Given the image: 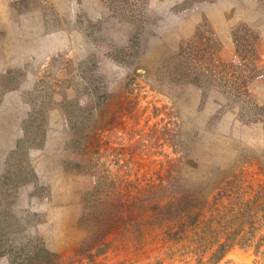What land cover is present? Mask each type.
Wrapping results in <instances>:
<instances>
[{"label":"rangeland","instance_id":"1","mask_svg":"<svg viewBox=\"0 0 264 264\" xmlns=\"http://www.w3.org/2000/svg\"><path fill=\"white\" fill-rule=\"evenodd\" d=\"M252 1L0 0L17 23L13 42L25 14L29 43L56 34L81 45L31 78L13 70L7 80L27 91L18 110L0 111L10 146L0 175L19 141L33 172L10 199L20 222L14 246L39 238L59 256L54 264H198L234 235L217 264H264V113L244 124L240 115L253 110L223 107L228 84L209 77L202 100L203 90L172 73L179 47L205 39L206 59L231 61L240 24L259 35L264 70V0L237 10ZM191 64L208 74V62ZM249 90L264 108V73Z\"/></svg>","mask_w":264,"mask_h":264},{"label":"trees","instance_id":"2","mask_svg":"<svg viewBox=\"0 0 264 264\" xmlns=\"http://www.w3.org/2000/svg\"><path fill=\"white\" fill-rule=\"evenodd\" d=\"M232 38L234 57L231 61L224 62L218 56L206 59V55L210 53L212 46L205 39L201 45L189 44L185 48L179 47V53L172 58L173 60L176 59L175 61L177 62L172 73L175 74L178 81H183L184 84H192L203 90L202 100H205L208 92L211 91L210 88L204 89L211 82L209 77L217 79L219 85L221 82L224 85L228 84L231 87L230 90L222 92L226 100L223 107L235 108L237 105H248L250 107L248 109L253 110V116L247 118L246 113L239 114V120L244 124L258 123L259 118H257V115L259 113L263 114L264 108L255 103L249 87L253 80L262 77L264 73V70L258 68L256 64L259 59L257 46L260 38L254 29L246 24H240L237 28H233ZM197 59L199 62H208L206 68L201 67L207 70L208 74L206 76L208 77L202 72L194 71L195 69L191 63H196ZM205 90H207L206 93ZM243 117H246V119ZM20 146L21 142L19 141L17 150L9 155L5 162L7 167L3 174L0 175V205H3V209L0 210V260L2 257H6L10 264H54L59 259V256L49 252L39 238L32 237L24 244H15V246L13 243L17 240L16 234L18 233L20 222L13 213L14 211H11V207L14 205L10 199L19 187L28 184L33 179V172L27 159V150H22ZM19 155L21 156V165L20 163L18 165L19 169L10 171V161L16 160L17 157L19 158ZM260 209L264 211V203ZM194 221L195 219L191 223ZM233 241L234 235L227 237L223 243L217 246L207 262L200 260L198 264H217L227 254ZM11 244L14 247L13 249ZM103 251L100 248L95 254H88L89 261H93L95 255L101 254ZM81 255L86 256L84 253H81Z\"/></svg>","mask_w":264,"mask_h":264},{"label":"crops","instance_id":"3","mask_svg":"<svg viewBox=\"0 0 264 264\" xmlns=\"http://www.w3.org/2000/svg\"><path fill=\"white\" fill-rule=\"evenodd\" d=\"M256 0L251 3L244 2L240 4L237 10H252L255 7ZM2 3H0V111L7 112L12 110H18L22 106V95L24 94L25 89L24 82L16 83L12 86L8 79H11V74L13 70L25 73V79L33 77V70L39 69V66L45 63L49 57L57 55L62 51L71 50L72 54H78L80 52L81 46L75 42L70 46L69 42L60 40L59 35H54L50 38L39 40L38 43L31 44L28 41L27 34V22L25 14H21L19 21L26 26L21 30L18 38L20 40L12 41L13 30L17 31L16 28L11 25V12L10 17L6 16V13L9 11L5 10ZM243 15L247 14L246 11H242ZM23 15V16H22ZM14 35V34H13ZM15 36V35H14ZM64 38L65 35L63 34ZM62 37V36H61ZM24 38V40H22ZM83 50L86 48V42L83 40ZM89 48V47H88ZM33 65V66H32ZM32 66V67H31ZM22 81V80H21ZM189 89V88H188ZM191 89L189 93L192 94ZM186 93V91L184 92ZM184 95V94H183ZM195 97L193 98V104H197L199 101V96L197 93L193 92ZM199 103V102H198ZM5 123V121H2ZM4 134H7L6 128L3 130ZM10 146H5V141L0 140V163L5 156V152L9 149Z\"/></svg>","mask_w":264,"mask_h":264},{"label":"water","instance_id":"4","mask_svg":"<svg viewBox=\"0 0 264 264\" xmlns=\"http://www.w3.org/2000/svg\"><path fill=\"white\" fill-rule=\"evenodd\" d=\"M145 71L144 70H137V74H144Z\"/></svg>","mask_w":264,"mask_h":264}]
</instances>
